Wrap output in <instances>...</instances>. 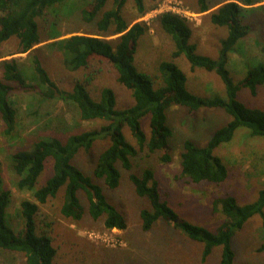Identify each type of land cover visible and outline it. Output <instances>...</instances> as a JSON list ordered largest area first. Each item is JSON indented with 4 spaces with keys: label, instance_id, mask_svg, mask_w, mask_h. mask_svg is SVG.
I'll use <instances>...</instances> for the list:
<instances>
[{
    "label": "trees",
    "instance_id": "1",
    "mask_svg": "<svg viewBox=\"0 0 264 264\" xmlns=\"http://www.w3.org/2000/svg\"><path fill=\"white\" fill-rule=\"evenodd\" d=\"M65 1L0 0V44L18 38V52L31 56L35 74L33 83H29L19 59L11 57L1 61L0 117L6 125L4 133L11 135L16 130L17 110L10 97L14 89L38 91L39 88L38 92L46 98L59 97L75 104L81 119L105 123L100 128L73 133L66 141L56 136L42 138L31 148L19 149L12 154V167L19 177L16 186L20 190H29L35 198L21 202L23 226L19 231L8 220L11 191L3 186L0 161V248L22 253L26 264H59L55 261L57 249L52 237L45 230H39L37 216L41 205L56 197L62 188L65 193L61 212L65 217L80 220L88 212L94 220L104 216L107 229H127L124 213L108 200L103 187L75 163L81 150L89 152L96 141L107 139L109 144L98 157L94 175L108 188L117 189L121 184V167L130 171L134 191L149 202L140 213L144 231L152 230L156 221L162 218L189 239L202 244L203 261H207L215 247L222 246V264H233L236 258L233 239L237 232L255 215H259L264 224V188L255 201L246 204H240L233 194L217 197L214 206L224 218L216 231H212L187 220L162 198L152 167H145L140 173L131 170L134 159L146 148L149 152H159L163 163L173 160V128L168 119V109L172 105L188 108L190 115L202 108H221L231 116L205 145L185 140L181 152L182 175L195 183L220 184L227 179L228 166L215 151L231 142L240 128H247L252 136L264 138V109L247 104L239 97L245 88L253 95L258 93L264 84V63L248 67L245 76L237 82L227 66L230 52L252 30V26L244 21L247 10L244 5L252 6L261 0H226L210 13L212 23L228 29L227 36L220 41L217 57L197 52L196 43L191 42L193 28L187 17L173 11L160 13L157 20L171 37L174 49L170 59L160 62L156 75L140 71L135 63L140 37L147 33L149 26L146 21L133 23L125 18L123 11L128 0H112L111 8H106L110 0H84L86 4L80 9L81 17L86 23H95L97 31L72 33L51 43L63 47L64 63L69 70L90 69L85 81L77 80L71 91L58 87L41 58L32 53L37 45L63 36L58 34L43 39L37 20L47 14L60 16L56 8ZM134 2L140 16L155 6L148 7L145 0ZM197 2L200 13L213 8L209 0ZM182 55H186L192 69L216 72L224 83L225 95L207 97L192 92L187 74L176 62ZM103 63L116 69L120 83L132 91L134 103L130 107L118 108L117 94L111 87L103 88L98 99L91 95L87 85L99 70L97 64ZM148 116L149 134L143 127V120ZM126 128L137 145L127 136ZM50 162L52 174L46 182L39 184V178ZM81 191L87 195V208L82 202ZM258 250L264 251V244Z\"/></svg>",
    "mask_w": 264,
    "mask_h": 264
},
{
    "label": "rangeland",
    "instance_id": "2",
    "mask_svg": "<svg viewBox=\"0 0 264 264\" xmlns=\"http://www.w3.org/2000/svg\"><path fill=\"white\" fill-rule=\"evenodd\" d=\"M213 6L207 12H198L197 0H145L152 7L146 15L140 16L134 0H128L124 16L129 22L146 21L149 30L139 40L135 63L140 71L151 75L159 74V64L170 59L174 49L171 37L161 27L157 16L169 9L170 5H179L189 12L188 20L193 28L191 42L196 43L197 52L217 57L220 41L227 36L228 29L212 23L210 13L226 0H209ZM228 1V0H227ZM84 0H66L57 6L59 15L47 14L36 18L39 33L43 39L63 34L62 37L45 41L37 45L32 53L37 54L48 69L51 78L58 87L71 91L77 80L85 81L88 69L69 70L64 63V49L54 43L77 32H96L95 23H86L81 17ZM113 6L112 0L106 8ZM244 21L252 26L250 33L243 38L229 54L228 68L233 79L241 80L248 69L258 63H264V0L246 6ZM55 23V24H52ZM20 44L16 37L0 44V63L3 57L19 59L22 72L29 83L35 76L32 59L27 53H19ZM2 59V60H1ZM187 74L188 87L195 94L212 97L225 95V86L220 76L214 71L203 68H191L186 55L176 60ZM98 72L87 85L91 95L98 99L102 89L111 87L117 94L118 108L133 105L132 91L118 80L116 69L107 64H97ZM2 69L0 66V75ZM40 89L38 88V91ZM37 90L14 89L13 104L17 110L16 130L7 135L5 123L0 117V161L5 188L11 191L8 220L19 231L23 226L21 202L24 199L35 200L29 190L18 188V175L12 167L11 156L19 149H29L35 141L42 138L59 137L63 141L73 133L86 129L100 128L102 120L87 121L80 117L75 104L62 98H46ZM241 100L252 106L264 109V84L253 95L250 89L240 91ZM231 116L221 108H202L195 115H190L188 108L172 105L168 109L169 124L173 128L171 143L173 160L169 163L160 161L159 152H149L148 148L134 159L131 171L140 173L145 167H152L158 180L162 198L181 216L216 231L223 221V214L216 210L214 201L225 194L236 196L240 204L255 201L259 191L264 188V138L250 135L247 128H240L234 139L216 149L228 166V177L220 183H195L182 175L181 152L186 139L197 145H205L213 133L227 124ZM149 119L143 120V127L150 133ZM129 139L136 144L130 130L126 128ZM109 140L96 141L88 152L81 150L75 163L86 174L91 175L95 183L103 187L110 202L116 205L126 216L128 227L125 230L107 229L104 216L94 220L88 212L80 220L65 217L61 212L64 202V188L56 197L42 204L37 216L40 231L45 230L57 249L55 261L59 264H222V246L215 247L207 261L202 260V244L189 239L165 220L158 219L150 231L141 226V210L149 206L146 197L137 195L129 178L130 171L121 167V184L117 189L108 188L102 179L94 175V169L102 150ZM137 145V144H136ZM52 174V162L39 178V184L46 182ZM83 204L89 201L84 191L80 192ZM264 244V224L259 215L253 216L233 239L236 258L233 264H264V251L258 248ZM0 264H26L22 253L0 248Z\"/></svg>",
    "mask_w": 264,
    "mask_h": 264
},
{
    "label": "built area",
    "instance_id": "3",
    "mask_svg": "<svg viewBox=\"0 0 264 264\" xmlns=\"http://www.w3.org/2000/svg\"><path fill=\"white\" fill-rule=\"evenodd\" d=\"M167 11H173L175 13H179V15H182V16H185L187 17V14L189 12H187L186 10H184L180 5L179 3L177 4H174V5H170L169 6V9H167ZM188 18V17H187Z\"/></svg>",
    "mask_w": 264,
    "mask_h": 264
},
{
    "label": "crops",
    "instance_id": "4",
    "mask_svg": "<svg viewBox=\"0 0 264 264\" xmlns=\"http://www.w3.org/2000/svg\"><path fill=\"white\" fill-rule=\"evenodd\" d=\"M7 57H10V56L3 57L2 59H6ZM2 59H1V60H2Z\"/></svg>",
    "mask_w": 264,
    "mask_h": 264
}]
</instances>
